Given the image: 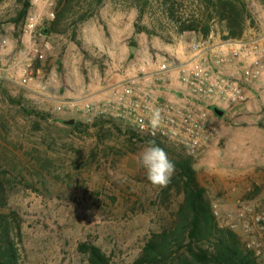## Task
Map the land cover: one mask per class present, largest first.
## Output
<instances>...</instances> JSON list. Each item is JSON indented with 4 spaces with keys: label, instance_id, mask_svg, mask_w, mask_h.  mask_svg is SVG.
Instances as JSON below:
<instances>
[{
    "label": "rangeland",
    "instance_id": "1",
    "mask_svg": "<svg viewBox=\"0 0 264 264\" xmlns=\"http://www.w3.org/2000/svg\"><path fill=\"white\" fill-rule=\"evenodd\" d=\"M15 1L0 0V18L11 15ZM78 1L70 15L73 18L93 2ZM138 1L103 0L84 21L66 27L63 33L49 35L42 29L58 12V0H31L20 39L14 37L15 30L7 23L0 28V118L10 121L1 149L18 156L34 148L42 154L47 152L54 159L58 175L43 186L30 179L32 186H17L12 193L11 204L24 220L28 264H85L77 251L80 241L99 245L111 255L113 264H127L137 256L149 229L156 227L167 212L158 200L159 188L150 184L146 171L137 163L147 145L129 142L125 135L128 128L135 129L131 122H121L120 131H100L99 140L95 128L69 133L53 119L43 121L25 111L35 108L65 122L74 119L92 123L97 116L62 103L67 94L87 97L127 78L138 64L162 58L171 64L170 55L188 52L191 44L202 41L197 35L177 33L158 0H148L143 9ZM195 1L180 0L177 6L183 10ZM252 2L249 8L256 27L248 30L245 40L264 36V3ZM42 8L47 17L33 35L31 79L19 84L10 75L25 73L22 55L29 45L26 24ZM136 23L144 31L134 35ZM212 37L203 43L208 62L216 44ZM183 56L186 58V54ZM251 61L235 60L222 69L245 68L252 65ZM15 64L18 66L13 67ZM133 70L138 77H146L144 72L150 68ZM167 79L163 82L147 78L145 85L155 96L168 99L160 97L161 100L187 101L194 110L205 114L207 125L217 130L207 139V147L189 155L194 158L198 180L213 202L219 224L237 223L235 231L244 239L240 228L243 221L237 215L239 203L264 212V77L245 83V103L216 106L223 110L220 115L205 98L190 93L181 78L177 82L181 91L168 89L166 83L172 81L169 73ZM19 97L20 102L25 97L21 104L16 103ZM97 146V156L92 158L91 151ZM171 146L174 152L181 148ZM256 186L261 189L253 195Z\"/></svg>",
    "mask_w": 264,
    "mask_h": 264
},
{
    "label": "trees",
    "instance_id": "2",
    "mask_svg": "<svg viewBox=\"0 0 264 264\" xmlns=\"http://www.w3.org/2000/svg\"><path fill=\"white\" fill-rule=\"evenodd\" d=\"M147 1L139 0L137 3L143 9L148 4ZM179 1L158 0L177 33L197 35L202 40L215 35L222 41L244 39L248 30L256 27L249 8L250 3L264 2L196 0L193 6L180 10L177 6ZM102 2L103 0H93L89 9L73 18L70 16L71 12L79 1L58 0V12L51 21L44 23L45 28L42 31L49 35L63 33L66 27L72 28L84 21L94 7L97 8ZM30 8L31 0H16L11 15L8 18H0V28L7 23L13 31L15 30L14 37L20 39V32ZM142 31L144 28L136 23L134 35ZM37 64L39 65L38 61ZM23 101L25 97H22ZM22 102L20 97L16 100L18 104ZM213 109L216 112L218 110L216 106H213ZM25 111L36 114L43 121L53 119L67 128L69 133L88 132L90 128H95L99 140L100 131H120L123 122L97 116L92 123L73 119L74 123L69 124L35 108ZM9 122L0 118V264H28L24 220L11 204L12 193L17 186H32L30 179L43 186L50 178H57L58 175L55 173L54 159L48 156L47 152L42 154L34 148L18 156L12 152L5 153L1 149L4 147V137L10 130ZM128 129L125 135L129 142L135 140L148 146V142L154 140L175 163L176 171L167 187L159 188L158 200L164 210H167L160 217L163 220L160 219L156 227L149 229L137 256L127 264H264L262 258L247 248L239 233L219 224L213 202L207 195L206 188L198 180L193 156L187 154L182 147L174 152V147L165 140L142 135L134 128ZM98 147L91 151L92 158L97 156ZM260 189L256 186L252 194H256ZM38 190L37 188L34 191ZM174 199L177 200L176 203L173 202ZM77 251L85 258V264H113L111 255L90 241H80Z\"/></svg>",
    "mask_w": 264,
    "mask_h": 264
},
{
    "label": "built area",
    "instance_id": "3",
    "mask_svg": "<svg viewBox=\"0 0 264 264\" xmlns=\"http://www.w3.org/2000/svg\"><path fill=\"white\" fill-rule=\"evenodd\" d=\"M255 2L261 1L252 3ZM43 10L44 8L33 14L26 24L25 34L28 36L29 45L22 55V60L25 62L22 67L25 73L22 76L10 75L11 79H15L19 84L31 79L33 35L47 17V13L44 14ZM49 18L53 19V14ZM189 47L191 57L180 65L181 80L185 82L190 93L205 98L211 105L233 106L245 102L248 98L236 80L215 74V70L230 62L255 58L253 66L246 72V78L254 80L264 77V36L260 35L250 40H221L213 45L209 62L204 57L206 50L203 48V42L191 44ZM39 58L42 59L43 55L40 54ZM17 66L18 64H15L13 67ZM170 69L171 64L168 60H161L150 72L144 74L146 77L129 75L87 97L78 98L76 93L71 92L65 96L62 103L68 107L76 106L74 109L91 116H104L115 121L127 120L140 134L165 140L182 147L187 154H194L207 147V139L214 136L217 130L207 125L205 114L194 110L187 101L173 103L161 100L145 85L147 78L153 81H167V73ZM156 108L162 112L163 123L155 136H152L142 126L148 125L151 113ZM239 205L237 215L239 221H243L240 228L245 235L246 246L257 257L262 258L264 257V212H255L242 202ZM214 213L217 215L215 209ZM228 227L235 230L238 225L229 224Z\"/></svg>",
    "mask_w": 264,
    "mask_h": 264
},
{
    "label": "clouds",
    "instance_id": "4",
    "mask_svg": "<svg viewBox=\"0 0 264 264\" xmlns=\"http://www.w3.org/2000/svg\"><path fill=\"white\" fill-rule=\"evenodd\" d=\"M163 115L159 108L153 109L148 120L147 126H142L155 136L158 129L162 126ZM137 163L146 171L147 179L153 187L164 188L170 183L174 175L175 163L169 159L168 154L155 141H149L140 153Z\"/></svg>",
    "mask_w": 264,
    "mask_h": 264
},
{
    "label": "crops",
    "instance_id": "5",
    "mask_svg": "<svg viewBox=\"0 0 264 264\" xmlns=\"http://www.w3.org/2000/svg\"><path fill=\"white\" fill-rule=\"evenodd\" d=\"M198 37V36H197ZM212 37V36H211ZM211 37L209 38V39H207V40H202L200 37H198V39H200V40H202L201 42H203V43H205L206 41L207 42H210V39H211ZM212 39H214L213 37H212ZM221 40L219 39V38H217V39H214L213 40V42L214 43H218V42H220ZM189 53V54H188ZM183 54H186V58L183 56ZM187 54H188V56H187ZM191 57V51L189 52H181L180 54H178V55H175V56H172V55H170V58H171V60H172V63H171V69H170V71L168 72L169 74H170V77L172 78V81L170 82V83H166V84H168L169 85V87H168V89H170V90H173V89H177L176 91H179L181 88L177 85V82H178V80H180V78H179V75L181 76V74H180V65L181 64H183V63H186L188 60H189V58ZM187 58H188V60H187ZM166 58H162V59H160V60H158V61H161V60H165ZM252 61H251V63H252V65L251 66H247V67H245V68H231V69H229V70H223L222 68H219V69H217V70H215V74H217V75H227V77L228 78H236V80H239L240 81V83L241 84H239L241 87H242V89L244 90V92L246 93V94H248V90H247V88L245 87V83H249L250 81H251V79H247L246 78V72H247V70H249V68H251L252 66H253V64H254V62H255V60H253V59H251ZM157 61V62H158ZM157 62H153V61H148L147 63H142V64H138V66L137 67H133L131 70H132V72H128V73H130L129 75H133V77H137V76H135L136 74H134V70L133 69H139V68H142V69H145V68H150V70H148L149 72L153 69V67H155V65L157 64ZM239 69H241L242 71H240L239 72ZM145 71H147V70H145ZM148 71L147 72H144V74L145 73H148ZM167 73V74H168ZM229 75V76H228ZM125 79V78H124ZM123 80V79H122ZM121 81V80H120ZM166 82V81H165ZM262 84V83H261ZM181 91V90H180ZM91 94V93H90ZM250 94V93H249ZM248 96V95H247ZM158 97V96H157ZM160 97H163V99H166V100H168L167 99V97H165L164 95H161V96H159V98ZM246 102V101H245ZM245 102H241V103H239V105L240 104H243V103H245ZM246 105V104H245ZM223 106H226V105H223ZM226 107H230V106H226Z\"/></svg>",
    "mask_w": 264,
    "mask_h": 264
},
{
    "label": "water",
    "instance_id": "6",
    "mask_svg": "<svg viewBox=\"0 0 264 264\" xmlns=\"http://www.w3.org/2000/svg\"><path fill=\"white\" fill-rule=\"evenodd\" d=\"M131 49H132V50L135 49V46H131ZM217 113L220 115V114L222 113V110L218 109V110H217ZM66 122L69 123V124H73V123H74V120L71 119V120L66 121Z\"/></svg>",
    "mask_w": 264,
    "mask_h": 264
}]
</instances>
